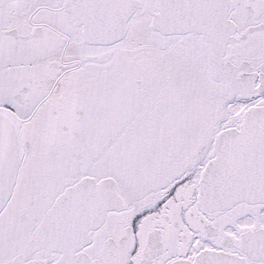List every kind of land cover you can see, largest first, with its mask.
<instances>
[{
    "label": "snow or ice",
    "instance_id": "1",
    "mask_svg": "<svg viewBox=\"0 0 264 264\" xmlns=\"http://www.w3.org/2000/svg\"><path fill=\"white\" fill-rule=\"evenodd\" d=\"M0 264H264V0H0Z\"/></svg>",
    "mask_w": 264,
    "mask_h": 264
}]
</instances>
